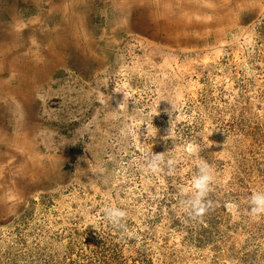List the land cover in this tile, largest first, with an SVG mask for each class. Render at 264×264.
Returning <instances> with one entry per match:
<instances>
[{"label": "rangeland", "instance_id": "obj_1", "mask_svg": "<svg viewBox=\"0 0 264 264\" xmlns=\"http://www.w3.org/2000/svg\"><path fill=\"white\" fill-rule=\"evenodd\" d=\"M182 1L0 0V264H264V0Z\"/></svg>", "mask_w": 264, "mask_h": 264}, {"label": "clouds", "instance_id": "obj_2", "mask_svg": "<svg viewBox=\"0 0 264 264\" xmlns=\"http://www.w3.org/2000/svg\"><path fill=\"white\" fill-rule=\"evenodd\" d=\"M171 116L168 109L164 110ZM164 159V154H150L146 161V167L152 171L160 170V163ZM169 161V166L171 165ZM214 181V175L211 167L206 162H201L197 175L193 180L195 195L182 201V205L189 209L190 217L193 220L202 218L213 207V201L208 199L211 192V185ZM251 213L253 215L264 214V192H257L250 198ZM104 220L113 228L120 229L121 222L126 220L127 213L115 207L105 208L103 210ZM122 235L132 237L133 233L128 229L121 232Z\"/></svg>", "mask_w": 264, "mask_h": 264}, {"label": "bare ground", "instance_id": "obj_3", "mask_svg": "<svg viewBox=\"0 0 264 264\" xmlns=\"http://www.w3.org/2000/svg\"><path fill=\"white\" fill-rule=\"evenodd\" d=\"M132 1V3H134L136 0H131ZM140 1V0H139ZM56 2V1H55ZM67 2V1H66ZM54 3V2H53ZM224 4H226V3H223V5ZM194 6V0H184V1H182V4H181V10L182 11H184V9H186V8H188V7H190L191 8V6ZM213 6V5H212ZM218 6V5H217ZM225 6V5H224ZM214 9V8H213ZM61 13V12H60ZM183 14H184V12H183ZM170 16V14H165V13H163V15H162V17H166V18H168ZM180 17H183V16H180ZM180 17L177 15H173V18H179L180 19ZM199 25V24H198ZM144 26V25H143ZM164 27V26H163ZM37 28L38 27H36V28H33V29H31V33H34V32H36L37 31ZM6 144H8V143H6V142H4L2 139H0V147L2 146V145H5V146H7ZM1 151V150H0Z\"/></svg>", "mask_w": 264, "mask_h": 264}]
</instances>
